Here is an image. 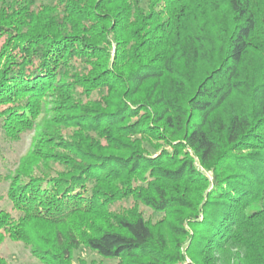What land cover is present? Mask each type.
<instances>
[{
  "label": "trees",
  "instance_id": "obj_1",
  "mask_svg": "<svg viewBox=\"0 0 264 264\" xmlns=\"http://www.w3.org/2000/svg\"><path fill=\"white\" fill-rule=\"evenodd\" d=\"M0 129V249L264 264V0H0Z\"/></svg>",
  "mask_w": 264,
  "mask_h": 264
},
{
  "label": "rangeland",
  "instance_id": "obj_2",
  "mask_svg": "<svg viewBox=\"0 0 264 264\" xmlns=\"http://www.w3.org/2000/svg\"><path fill=\"white\" fill-rule=\"evenodd\" d=\"M35 135L36 129H33L32 132L23 133L18 140H9L0 129V196L4 195L8 188V183L5 181L6 175L15 170L21 159L29 153ZM164 147L168 150L171 148L168 145ZM145 148L151 154H156L154 148L148 145H145ZM111 207L116 212L135 208L143 214L145 220L152 224H157L165 218L164 214L155 212L133 198H125ZM11 208L12 206L9 202L0 203V209L11 211ZM0 257L5 258L8 264H42L32 255L28 246L10 240L6 241L1 247ZM80 261L85 262V264H120V260L105 259L85 246H81L74 252L72 264H80Z\"/></svg>",
  "mask_w": 264,
  "mask_h": 264
}]
</instances>
